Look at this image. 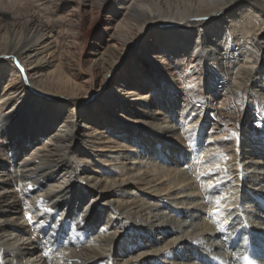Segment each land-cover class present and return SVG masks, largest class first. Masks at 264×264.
Here are the masks:
<instances>
[{"label":"bare ground","instance_id":"obj_1","mask_svg":"<svg viewBox=\"0 0 264 264\" xmlns=\"http://www.w3.org/2000/svg\"><path fill=\"white\" fill-rule=\"evenodd\" d=\"M0 264H264V0H0Z\"/></svg>","mask_w":264,"mask_h":264},{"label":"snow or ice","instance_id":"obj_2","mask_svg":"<svg viewBox=\"0 0 264 264\" xmlns=\"http://www.w3.org/2000/svg\"><path fill=\"white\" fill-rule=\"evenodd\" d=\"M215 204H216V208L213 210V212L211 214L212 215H219L223 211V208L221 207L222 199L215 201Z\"/></svg>","mask_w":264,"mask_h":264}]
</instances>
